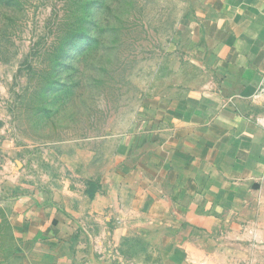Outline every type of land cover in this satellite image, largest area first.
<instances>
[{
    "label": "crops",
    "instance_id": "crops-1",
    "mask_svg": "<svg viewBox=\"0 0 264 264\" xmlns=\"http://www.w3.org/2000/svg\"><path fill=\"white\" fill-rule=\"evenodd\" d=\"M182 5L118 167L38 156L0 103V193L28 264H264V0Z\"/></svg>",
    "mask_w": 264,
    "mask_h": 264
},
{
    "label": "rangeland",
    "instance_id": "rangeland-1",
    "mask_svg": "<svg viewBox=\"0 0 264 264\" xmlns=\"http://www.w3.org/2000/svg\"><path fill=\"white\" fill-rule=\"evenodd\" d=\"M185 10L182 0H0V103L20 145L93 150L88 172L122 164L115 151L169 71ZM10 216L0 193V264H28Z\"/></svg>",
    "mask_w": 264,
    "mask_h": 264
}]
</instances>
